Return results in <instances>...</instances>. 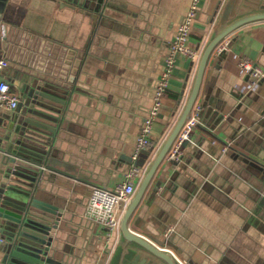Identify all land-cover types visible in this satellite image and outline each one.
I'll return each mask as SVG.
<instances>
[{
  "label": "crops",
  "instance_id": "crops-1",
  "mask_svg": "<svg viewBox=\"0 0 264 264\" xmlns=\"http://www.w3.org/2000/svg\"><path fill=\"white\" fill-rule=\"evenodd\" d=\"M249 1L257 0H200L189 38L198 55L178 57L151 145L134 160L164 57L192 0H104L100 13L71 0H8L0 34L7 23L25 24L74 46L82 61L72 91L59 94L65 104H58L54 135L44 145L48 168L36 193L62 211L61 264H108L118 239L108 241L85 214L93 187H115L135 162L143 177L187 100L224 9ZM240 58L264 68V21L243 25L216 48L191 139L179 159L160 165L130 222L187 264H264V77L253 85ZM9 71L0 74L20 96ZM11 110L2 106L0 115Z\"/></svg>",
  "mask_w": 264,
  "mask_h": 264
},
{
  "label": "water",
  "instance_id": "water-1",
  "mask_svg": "<svg viewBox=\"0 0 264 264\" xmlns=\"http://www.w3.org/2000/svg\"><path fill=\"white\" fill-rule=\"evenodd\" d=\"M103 1L71 0L82 11L96 13H100ZM249 2L252 5L243 3L238 8L228 4L207 40L187 100L121 214L118 241L108 264H183L171 249L133 230L130 222L192 115L216 48L243 25L264 21V1ZM7 3L8 0H0V12L7 10ZM258 8L261 10L249 12ZM0 42V55L8 60L10 78L20 89L17 106L0 115V264H61L57 233L62 211L38 199L36 193L48 168L49 153L44 145L54 135L52 126L59 118L58 104H65L59 94L72 91L82 61L74 46L25 24H5ZM190 139L191 132L183 143Z\"/></svg>",
  "mask_w": 264,
  "mask_h": 264
},
{
  "label": "built area",
  "instance_id": "built-area-1",
  "mask_svg": "<svg viewBox=\"0 0 264 264\" xmlns=\"http://www.w3.org/2000/svg\"><path fill=\"white\" fill-rule=\"evenodd\" d=\"M200 9V0H192L183 19L177 26L174 36L164 57L163 69L157 81L153 105L145 118L144 124L138 135V142L133 159L137 160L141 151L151 145V133L153 125L162 109L165 94L170 86V81L177 64L179 56H186L194 59L197 57V50L189 43L192 27ZM224 49V48H222ZM239 65L243 72L249 74L251 83L257 85L259 80L264 77V68L250 59L240 58ZM8 66V60L0 55V72ZM20 100V96L11 92V83L0 74V107L5 106L14 109ZM200 107H194L191 117L186 121L178 137L176 138L167 157L171 160L179 159L182 154V143L189 138V134L198 123ZM142 166L135 162L126 173L125 181L118 183L113 188L104 186H94L86 205V216L106 230L108 241L118 239L120 233L121 214L127 203L134 195L138 183L141 180ZM173 228L169 227L164 236L168 237ZM183 264L186 261L181 260Z\"/></svg>",
  "mask_w": 264,
  "mask_h": 264
}]
</instances>
